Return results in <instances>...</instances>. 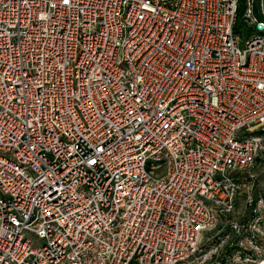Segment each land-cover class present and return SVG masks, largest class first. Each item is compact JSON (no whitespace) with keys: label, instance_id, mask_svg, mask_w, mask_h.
<instances>
[{"label":"built area","instance_id":"obj_1","mask_svg":"<svg viewBox=\"0 0 264 264\" xmlns=\"http://www.w3.org/2000/svg\"><path fill=\"white\" fill-rule=\"evenodd\" d=\"M0 264H264V0H0Z\"/></svg>","mask_w":264,"mask_h":264},{"label":"rangeland","instance_id":"obj_2","mask_svg":"<svg viewBox=\"0 0 264 264\" xmlns=\"http://www.w3.org/2000/svg\"><path fill=\"white\" fill-rule=\"evenodd\" d=\"M256 35V33L255 32H252L251 30H250V27L249 26H244L243 28H242V31H240V33H239V36H240V38H241V44H242V47H243V45L246 43V41H247V39L249 38V37H251V36H255ZM241 47V48H242Z\"/></svg>","mask_w":264,"mask_h":264},{"label":"trees","instance_id":"obj_3","mask_svg":"<svg viewBox=\"0 0 264 264\" xmlns=\"http://www.w3.org/2000/svg\"><path fill=\"white\" fill-rule=\"evenodd\" d=\"M241 17H242V10L240 11L238 24H237L236 29H235L236 33H239L241 31L242 27H243V24H242V21H241Z\"/></svg>","mask_w":264,"mask_h":264}]
</instances>
